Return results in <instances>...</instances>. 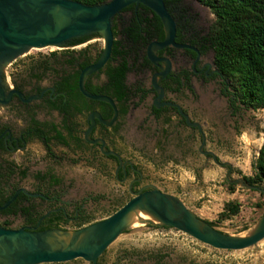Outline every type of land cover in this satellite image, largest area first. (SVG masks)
<instances>
[{
    "label": "rangeland",
    "instance_id": "rangeland-1",
    "mask_svg": "<svg viewBox=\"0 0 264 264\" xmlns=\"http://www.w3.org/2000/svg\"><path fill=\"white\" fill-rule=\"evenodd\" d=\"M181 3L183 8L193 10L197 15L196 23L201 27H210L216 19L211 8L200 1L182 0ZM101 38L96 46L104 49L105 40L103 36ZM60 48L36 47L32 56L39 59L42 55L47 56L51 49L59 51ZM12 67L9 65L10 73ZM132 76L130 74L129 80ZM223 88L216 79L197 86L195 94L185 91L175 96L195 119L193 125L200 131L179 124L175 116L168 126L163 120L153 119L147 112V102L125 117L115 145L124 156L132 158L141 167L147 181L154 182L163 191L178 195L200 218L215 221L216 227L223 232L246 235L264 214V194L237 180L255 172L264 141V109L241 106L237 112L232 111ZM49 117L56 118L55 115ZM0 120L23 123L4 110H0ZM82 121L84 123L85 120ZM53 150L61 156L60 159L55 160L43 143L33 140L24 153L9 154V159L23 162L29 168L27 177L14 179V182L33 186L38 171L52 169L65 180L62 188L64 199H86V207L96 220L109 216L130 198L127 184L120 183L114 176L115 167L110 160L94 157L89 149L76 151L55 143ZM204 150H208L213 158L208 157ZM230 184L236 185L234 190ZM230 200L241 204L240 213L219 221V213ZM19 223L20 220L15 225ZM64 228L74 230L76 226ZM123 251L137 255L132 257L131 254L125 259V264H264V240L245 250H222L157 222L128 226L108 248V259L115 260ZM161 254L165 256L159 257ZM65 264L88 263L75 261Z\"/></svg>",
    "mask_w": 264,
    "mask_h": 264
},
{
    "label": "flooded vegetation",
    "instance_id": "flooded-vegetation-1",
    "mask_svg": "<svg viewBox=\"0 0 264 264\" xmlns=\"http://www.w3.org/2000/svg\"><path fill=\"white\" fill-rule=\"evenodd\" d=\"M165 1L177 21L176 41L189 44L194 49L168 46L157 50L156 53L159 56L169 58L172 61V69L169 74L166 77L158 76V84L164 89V94L161 97L160 91L154 86L153 77L166 67L167 62L155 63L148 58V45L158 39H152L143 44L146 46L140 52V63L133 71L128 73L126 78L129 85L141 86L142 90L138 96L128 102L130 108L125 116L121 115L120 107L111 96L115 100L119 112L116 121L112 125L103 123L97 115V113H100L104 118V112L110 110L105 103L109 102L85 96L80 89L79 80L78 83H75V79L69 80L67 83L63 80V77L75 74L78 71L81 74L84 69H82L83 62L89 61L90 65L101 57L103 49H99L96 46L99 45L97 41L102 39L99 34L93 33L72 38L63 44L59 51L51 49L47 56L42 55L43 57L39 59L32 56L34 48L9 63H4L0 59V110H4L5 113L11 114L13 118L23 121V123L13 124L0 120V163L8 161L17 170L12 175V185L7 195L12 192L15 194L21 188L26 189V191H21L12 202L22 201L18 211L15 210L12 203V206L10 205L0 210V225L7 228L44 230L55 225L77 226L85 215L92 214L86 207V199L78 201L64 199L62 188L66 184L65 180L52 169L38 171L42 175H49L43 178L35 176L33 186L26 187L14 182V179L25 178L20 175V171L28 167L23 162L9 159L7 156L9 154L14 156L19 152L24 153L28 148V144L33 140L40 141L46 147L45 142L36 136L39 129L46 132L49 137H55L58 131H61L67 137L70 145L64 144L57 138H51L50 145L52 150L53 143H55L63 148H74L76 151L89 149L93 151L94 157L101 156L110 160L112 166L115 167L114 176L120 183L127 184L128 193L130 198H132L135 192L151 189L153 188L152 185H156L154 182L147 181L141 167L132 158L124 156L115 145L117 137L120 135L123 120L133 110L148 102L149 106L145 107L153 119L163 120L165 125L168 126L175 116L179 124L188 126L192 130L200 131L198 126L193 125L195 119L175 96L185 91L195 94L197 86H204L216 79H219L220 83L223 84V93L229 97L232 111L237 112L239 110L238 108L241 106L234 101V96L229 94L228 88L224 85V79L215 66L214 50L207 40L210 27L199 26L196 23L197 15L193 10L187 7L183 8L182 0ZM131 5H135V8H125L114 18V34L128 25L133 13L135 11L138 12L141 4ZM152 15L153 13H151ZM121 38V34H115V41ZM126 44V42L122 43V45ZM114 45H116V42H114ZM128 45H133V43ZM84 49H88V51L83 55L82 50ZM72 55L77 59L73 63H68L66 60L72 58ZM28 58L31 61H28ZM109 63L116 65L117 60L111 55V58L102 69L105 70ZM22 64L24 67H22ZM9 65L13 66L11 73L8 69ZM50 66H53V69ZM56 70H59V72ZM100 71L101 69L89 75L86 82L90 80L95 85H103L107 82V74ZM130 74L133 75L131 80H129ZM95 94L108 95L104 92ZM80 95H84L87 98L85 100L87 105L92 107L90 110L84 108L86 103ZM174 104L181 106L182 110L189 115V120L180 112L179 107ZM112 108L113 115L110 119L115 114L114 107L112 106ZM157 110H162L161 114H158ZM50 115H55L56 118H50ZM92 115H94L95 125L87 137L86 132L93 123ZM83 119L85 120L84 123ZM37 121L40 123H37ZM65 121L70 126V130H73L72 134L67 129ZM54 125L57 126L56 130L53 128ZM157 132L160 131L157 130ZM100 140L105 142L104 149L102 148L103 142ZM78 145L82 147H78ZM53 152L56 155L55 157L53 156L55 160L61 158L54 150ZM112 152H116L119 156ZM204 152L208 157L213 158V155L207 153L209 152L208 150H204ZM52 175L61 178V183H56ZM89 197L91 200L93 199V196ZM18 220H20V223L15 225ZM94 221H97L96 218L89 223ZM107 253L108 249L99 257L98 264H125V259L131 254L132 257L137 256L131 252L123 251L118 258L110 261ZM75 261L93 264L83 259L46 264H65Z\"/></svg>",
    "mask_w": 264,
    "mask_h": 264
},
{
    "label": "water",
    "instance_id": "water-1",
    "mask_svg": "<svg viewBox=\"0 0 264 264\" xmlns=\"http://www.w3.org/2000/svg\"><path fill=\"white\" fill-rule=\"evenodd\" d=\"M131 4L146 5L164 23L165 39L154 40L147 47V55L152 62H167L166 67L153 77L154 86L162 97L164 89L158 84V76L166 77L169 74L172 61L159 56L157 50L168 46L194 49L189 44L176 41L177 21L165 0H108L94 5L78 0H0V59L4 63H9L31 48L62 46L72 38L93 33L103 36L105 47L102 55L95 63L81 71L79 86L85 96L107 101L114 107L115 114L110 120L97 113L103 123L112 125L119 114L115 100L105 94L90 92L85 87V82L89 75L102 69L111 58L115 42L114 18ZM174 105L179 107L180 112L189 120V115L181 106ZM92 120L93 123L86 132L87 137L95 125L94 115ZM100 141L103 142L104 149L105 142ZM112 153L119 156L116 152ZM214 158L216 159V156ZM237 181L264 194V184L262 186L248 184L243 178ZM152 186L151 189L135 192L132 198L109 216L74 230L61 227L44 230L7 228L0 225V264L62 263L76 259L98 264L99 257L130 226L126 218L135 209L148 211L158 219L157 224L176 228L217 249L245 250L264 240V214L248 234H229L200 218L178 195L163 191L156 185ZM21 191L26 189L18 190L8 201L0 205V210L10 206ZM145 223L156 222L148 220ZM70 232L73 236L67 244L56 235Z\"/></svg>",
    "mask_w": 264,
    "mask_h": 264
},
{
    "label": "trees",
    "instance_id": "trees-1",
    "mask_svg": "<svg viewBox=\"0 0 264 264\" xmlns=\"http://www.w3.org/2000/svg\"><path fill=\"white\" fill-rule=\"evenodd\" d=\"M78 1L94 5L108 0ZM198 1L210 7L216 16L215 21L210 26L207 40L214 50L215 66L224 79V85L228 88L229 94L234 96V101L240 106L254 110L264 109V0ZM129 8L134 9L135 5L126 7V9ZM151 13H153L152 16ZM115 34L122 35L121 39L115 41L116 45L113 46L112 51V57L117 60V64L109 63L105 70L101 69L100 71L107 74L108 81L103 85H95L88 80L85 82V87L92 93L104 92L112 96L120 107L121 115L125 116L130 108L128 102L138 96L142 90L141 86L129 85L126 81L127 75L140 63V52L146 46L143 44L152 39L164 40L166 30L162 19L149 7L141 4L138 12L135 11L133 13L128 25L122 30L115 32ZM123 42L127 44L122 45ZM129 43H133V45H128ZM87 51L88 49L82 50V54L84 55ZM76 59L72 55V58H68L66 61L73 63ZM87 65H89V61L83 62L82 69ZM50 68L53 69V66H50ZM56 71L59 72V70ZM79 76L80 71L63 77V80L67 83V81L75 79V83H78ZM62 86L64 85L62 84ZM80 96L84 101L87 99L84 95ZM85 103L84 108L90 110L92 107L88 106L86 101ZM105 105L110 110L104 112V118L110 119L113 115V108L109 103H105ZM157 112L161 114L162 110H157ZM37 123L40 122L37 121ZM64 123L70 134H72L73 130H70V126L66 124V121ZM53 128L56 130L57 126L54 125ZM117 130L119 129L117 128ZM36 136L45 142L47 150L52 157L56 155L50 145L51 138H57L64 144L70 145L67 137L61 131H58L55 137H49L46 132L39 129ZM78 147L82 146L78 145ZM16 171L10 162L4 161L0 163V205H3L14 194L12 192L7 195L12 185V175ZM28 174V168L20 171L22 177H26ZM48 175H42L41 172H38L35 176L43 178ZM52 178L56 183H61L62 181L61 178L55 175H52ZM243 179L248 184L256 186L264 184V142L256 160L254 174L250 176L243 175ZM235 186V184H230L232 190L235 189ZM21 202L17 200L12 203L15 210L18 211L20 209ZM257 205L261 206L259 203ZM240 211L241 204L236 200H230L219 213L218 220L230 219L239 214ZM93 219L94 216L92 214L85 215L76 228L84 226ZM206 221L216 227L215 221ZM56 227L64 228V226L60 225L50 226V228ZM164 256V254L160 255V257Z\"/></svg>",
    "mask_w": 264,
    "mask_h": 264
},
{
    "label": "bare ground",
    "instance_id": "bare-ground-1",
    "mask_svg": "<svg viewBox=\"0 0 264 264\" xmlns=\"http://www.w3.org/2000/svg\"><path fill=\"white\" fill-rule=\"evenodd\" d=\"M148 220H152L154 222H159L156 217H154L151 213L148 211L142 210V209H135L132 212H130L126 218V222L132 226H139L143 225ZM58 239L65 241V243H69L72 239L73 233L70 232L69 234H63V233H56ZM50 241L53 242V240L50 239Z\"/></svg>",
    "mask_w": 264,
    "mask_h": 264
}]
</instances>
